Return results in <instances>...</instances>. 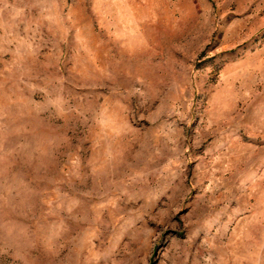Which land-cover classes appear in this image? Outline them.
I'll use <instances>...</instances> for the list:
<instances>
[{"label": "rangeland", "instance_id": "obj_1", "mask_svg": "<svg viewBox=\"0 0 264 264\" xmlns=\"http://www.w3.org/2000/svg\"><path fill=\"white\" fill-rule=\"evenodd\" d=\"M0 264H264V0H0Z\"/></svg>", "mask_w": 264, "mask_h": 264}]
</instances>
